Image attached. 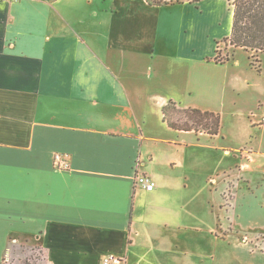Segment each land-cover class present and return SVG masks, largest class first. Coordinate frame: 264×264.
Returning <instances> with one entry per match:
<instances>
[{"label":"crops","instance_id":"0c3cea01","mask_svg":"<svg viewBox=\"0 0 264 264\" xmlns=\"http://www.w3.org/2000/svg\"><path fill=\"white\" fill-rule=\"evenodd\" d=\"M112 1L0 0V264L21 241L37 247V264L161 261L154 214L184 210L174 200L199 161L180 155L212 137L170 128L163 108H199L213 86L187 74L170 22L121 17ZM138 173L152 191L135 186ZM31 224L35 238L15 234Z\"/></svg>","mask_w":264,"mask_h":264},{"label":"rangeland","instance_id":"374dc122","mask_svg":"<svg viewBox=\"0 0 264 264\" xmlns=\"http://www.w3.org/2000/svg\"><path fill=\"white\" fill-rule=\"evenodd\" d=\"M139 1L113 0L112 4L124 18L136 14L159 23L170 22L163 30L189 57L187 74L194 68L204 84L213 86L209 88L212 96L200 98V107L191 108L221 118L218 137H203L196 146L188 144L187 155H180L189 165L194 151L199 161L188 180L186 195H176L174 200L184 210L181 214L166 210L154 214L162 236L156 233L151 245L161 261L150 255L149 261L141 264H264V176L260 173L264 166L260 167L258 157L264 153V54L257 56L254 68L249 53L234 51L223 41L231 32L230 0L186 2L149 11ZM215 50L221 58L231 55V60L216 64L212 59ZM174 111L170 117L176 121L180 114L174 117ZM166 133L163 130L161 136ZM225 149L230 150V156ZM241 177L247 183L239 180ZM230 179L235 187L228 189ZM25 229L16 228L15 234L35 238L33 224ZM139 237V244L144 242L150 249V236L141 232ZM161 242L162 249L158 246ZM9 251L3 264H37L41 259L37 247L28 241L13 243Z\"/></svg>","mask_w":264,"mask_h":264},{"label":"trees","instance_id":"16d2710c","mask_svg":"<svg viewBox=\"0 0 264 264\" xmlns=\"http://www.w3.org/2000/svg\"><path fill=\"white\" fill-rule=\"evenodd\" d=\"M150 6L161 7L174 4H196L203 0H145ZM233 7L232 26L230 36L223 41L229 46L242 49L249 53L251 66L257 68L256 61L259 54H264V0H230ZM214 61L217 64H225L231 60V55L220 57L215 50ZM261 72L260 69H258ZM177 116L176 121L170 117ZM163 120L172 129L179 131H194L197 134L205 133L210 136H218L221 129V118L213 112L199 109H181L174 102H170L163 108Z\"/></svg>","mask_w":264,"mask_h":264},{"label":"built area","instance_id":"2783aa9c","mask_svg":"<svg viewBox=\"0 0 264 264\" xmlns=\"http://www.w3.org/2000/svg\"><path fill=\"white\" fill-rule=\"evenodd\" d=\"M2 1L12 2L16 0H2ZM263 123H264V117H263ZM56 159L60 169L68 168L67 162L60 155L57 156ZM135 186L139 188H143L147 191H152L155 188V184L152 182V180L148 176L141 173L136 174ZM114 262H116L114 257H107L104 259L103 264H113Z\"/></svg>","mask_w":264,"mask_h":264}]
</instances>
